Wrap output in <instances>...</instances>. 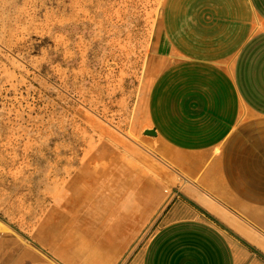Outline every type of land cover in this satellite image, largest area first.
<instances>
[{"label":"rangeland","instance_id":"rangeland-1","mask_svg":"<svg viewBox=\"0 0 264 264\" xmlns=\"http://www.w3.org/2000/svg\"><path fill=\"white\" fill-rule=\"evenodd\" d=\"M152 15L139 0H0V204L27 222L58 205L69 264H131L173 197L144 134L159 71ZM113 169L133 172L130 185L99 179ZM142 173L152 182L145 200ZM109 201L129 211L109 213ZM39 223L26 229L43 231Z\"/></svg>","mask_w":264,"mask_h":264},{"label":"crops","instance_id":"crops-1","mask_svg":"<svg viewBox=\"0 0 264 264\" xmlns=\"http://www.w3.org/2000/svg\"><path fill=\"white\" fill-rule=\"evenodd\" d=\"M139 3L160 32L144 132L173 197L131 264H264V0ZM57 207L0 204V264H69Z\"/></svg>","mask_w":264,"mask_h":264},{"label":"bare ground","instance_id":"bare-ground-1","mask_svg":"<svg viewBox=\"0 0 264 264\" xmlns=\"http://www.w3.org/2000/svg\"><path fill=\"white\" fill-rule=\"evenodd\" d=\"M73 156V155H71ZM61 160V159H60ZM70 160V159H69ZM79 161V160H78ZM69 162V161H68ZM76 164V163H74ZM73 164V165H74ZM79 164V163H78ZM97 165V163L95 164ZM86 168H88V166H86ZM111 168V167H110ZM115 168V167H114ZM74 170V169H73ZM111 170V169H110ZM66 171V170H65ZM71 171V170H70ZM70 173V172H69ZM73 174V173H72ZM77 174L78 172L70 178V180L68 181L67 183V189L65 191L66 194H68V189L69 188H73V189H77L79 184H80V178L77 177ZM103 174V173H102ZM133 172H131L130 170L126 169L125 170V175L122 176L119 174L118 170L117 169H113L112 172L109 174V173H104L103 175H98L99 179H106L108 180L109 177H111L109 179V181L111 180L110 184L112 186V188L114 190H116L117 188H119L118 186H120V184L124 187V186H129L130 184H128L127 182H130L131 178H132V175ZM71 175V174H70ZM69 175V177H70ZM124 177V178H123ZM60 179V178H59ZM65 179V177H64ZM62 180V179H61ZM59 182V181H58ZM137 182H138V185H136V188L135 190L137 192H139L140 194L138 196H140L143 200H145V197L148 195V191L150 189V186L152 185V182H151V179H148V177H146V173H142L141 174V177H137ZM64 183V182H63ZM88 184H92V182H87ZM65 184V183H64ZM95 186V182L93 184ZM56 195V194H55ZM70 195V193L68 194ZM54 197V196H53ZM65 197V196H63ZM122 197V196H121ZM113 198V197H112ZM126 199V197H125ZM54 200V199H53ZM64 201L66 202L67 204V207H68V204L67 203L69 201V199H66L64 198ZM127 203H128V199H126ZM110 203V201H109ZM104 208V209H109V213H112V214H119L120 216L126 214L127 211H129V209L127 208V203H121V202H118L115 204V206H112V204L110 203ZM114 205V204H113ZM131 206V205H130ZM132 207V206H131ZM83 210H80L78 215L74 213L71 214V217L72 216H77V217H80L79 214L82 212ZM96 211V210H95ZM78 212V211H77ZM98 213H95L94 215H96ZM59 220L61 223L59 224H62L63 222L66 221V216L65 215H62V214H59ZM91 220H94V216H92V219ZM124 220V219H123ZM123 220L119 221L118 219V224L116 225L117 227L115 228V231L116 229L119 231V230H122V224H123ZM77 223H75L76 225ZM57 225V224H55Z\"/></svg>","mask_w":264,"mask_h":264},{"label":"water","instance_id":"water-1","mask_svg":"<svg viewBox=\"0 0 264 264\" xmlns=\"http://www.w3.org/2000/svg\"><path fill=\"white\" fill-rule=\"evenodd\" d=\"M144 134L147 136H155L156 132L154 130H147L144 132Z\"/></svg>","mask_w":264,"mask_h":264}]
</instances>
